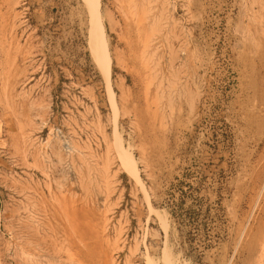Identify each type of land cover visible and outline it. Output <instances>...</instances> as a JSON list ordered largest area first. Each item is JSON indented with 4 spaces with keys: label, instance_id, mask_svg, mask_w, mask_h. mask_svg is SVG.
Here are the masks:
<instances>
[{
    "label": "rangeland",
    "instance_id": "rangeland-1",
    "mask_svg": "<svg viewBox=\"0 0 264 264\" xmlns=\"http://www.w3.org/2000/svg\"><path fill=\"white\" fill-rule=\"evenodd\" d=\"M98 14L108 82L85 0H0V264H264V0Z\"/></svg>",
    "mask_w": 264,
    "mask_h": 264
},
{
    "label": "bare ground",
    "instance_id": "bare-ground-1",
    "mask_svg": "<svg viewBox=\"0 0 264 264\" xmlns=\"http://www.w3.org/2000/svg\"><path fill=\"white\" fill-rule=\"evenodd\" d=\"M100 0H85V3L89 7V12L91 16V27L89 30V49L90 54L94 61L99 67L103 66L105 68V79L108 82V67L110 64V55L107 40L103 33L102 23L99 21L98 17V5ZM257 18V17H255ZM249 25V24H248ZM248 31V29H247ZM250 31V30H249ZM147 43L144 42L142 45V54L146 51ZM144 56V55H143ZM119 160L123 168L134 167L136 160L131 151L124 148L122 144H119Z\"/></svg>",
    "mask_w": 264,
    "mask_h": 264
}]
</instances>
